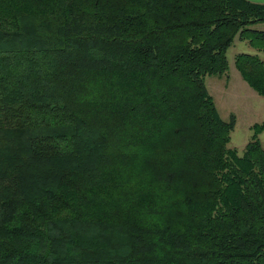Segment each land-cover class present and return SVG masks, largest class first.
Segmentation results:
<instances>
[{
  "label": "trees",
  "instance_id": "trees-1",
  "mask_svg": "<svg viewBox=\"0 0 264 264\" xmlns=\"http://www.w3.org/2000/svg\"><path fill=\"white\" fill-rule=\"evenodd\" d=\"M264 3L0 0V264H264L262 124L204 83Z\"/></svg>",
  "mask_w": 264,
  "mask_h": 264
},
{
  "label": "rangeland",
  "instance_id": "rangeland-1",
  "mask_svg": "<svg viewBox=\"0 0 264 264\" xmlns=\"http://www.w3.org/2000/svg\"><path fill=\"white\" fill-rule=\"evenodd\" d=\"M252 28L264 31V22L257 23L253 25ZM252 37H253V34L246 33L243 39H238L237 37L235 38L233 44L229 47L226 53L227 59H228V71H227V74L223 76L224 78H227L229 76V73H231L232 69L236 68V66L234 67L235 56L239 53H249V54L257 53L259 54L260 58L263 59V54H261L260 52H257L256 50H254L255 48H253V46L249 45L248 39H251ZM215 79H218V76L206 75L204 78V83L208 87L210 92L217 98V95H219L218 91L217 90L213 91L212 88L219 86L222 82L219 81L216 85L214 83H211L212 81H215ZM231 81H233L232 77H231ZM221 89L223 90L222 94H225L228 100L235 102L236 107L232 108V110L239 117V124L235 128V131L233 132L234 130L233 129L230 133V141L228 143V146L237 148L238 153L241 154L244 148V143L246 141H249L251 138L252 126L254 124H262L264 122V106H258L257 104L259 103V101L257 100L253 101L251 99L248 100V102L250 103L248 104L247 101L242 100L241 97L235 91L232 90L229 84H227V87L225 88V83H222ZM218 106H219V110H220L222 117L220 116L218 109L216 107L219 116L223 118V120H228L229 118H226L224 116L227 114V110H225V112L222 111V109H227V108L223 107V105H221L220 103ZM248 124H252L250 127V131L248 130ZM259 139L264 146V133L261 134Z\"/></svg>",
  "mask_w": 264,
  "mask_h": 264
},
{
  "label": "crops",
  "instance_id": "crops-1",
  "mask_svg": "<svg viewBox=\"0 0 264 264\" xmlns=\"http://www.w3.org/2000/svg\"><path fill=\"white\" fill-rule=\"evenodd\" d=\"M251 1H254V2H257V3H264V0H251ZM234 67H235V65H234ZM231 77L233 78V81H231ZM215 81H212L211 83H214L216 85L219 81H221L222 83H225V88L227 87V84H229L231 86L232 90L235 91L241 97L242 100L247 101L248 104H250L248 102V100L251 99L253 101H255V100L259 101V103L257 104L258 106H264V97L259 95L255 90H253L249 86V84L242 78V76L240 75V73L238 72V70L236 68L232 69L231 73H229V76L227 78H224L223 76L222 77L218 76V79H215ZM222 83L219 86H217L215 88H212L213 91H215V90L218 91V94H219V95H217L218 100L210 92L208 87L207 86L206 87H207L208 92H210V94L212 95V97L214 99L215 105H216V107L218 109V112H219L220 116L222 117V115L220 113V110H219V106H218L219 103L221 105H223V107L227 108V109H222L221 108L223 112H225V110H227V114L224 115L226 118H229L231 114H233L235 116V125H234V130H233V132H234L235 128L239 124V117L232 110V108L236 107L235 106V102L228 100V98L225 96V94H222V91H223L221 89ZM251 125L252 124H248V130L249 131H250ZM262 133H264V130L259 134V138H260ZM247 142L248 141H246L244 143V146H245V144Z\"/></svg>",
  "mask_w": 264,
  "mask_h": 264
}]
</instances>
